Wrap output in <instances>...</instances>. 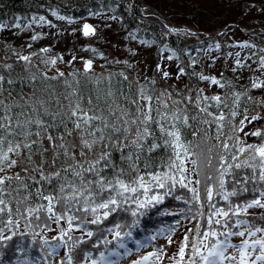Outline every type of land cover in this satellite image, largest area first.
I'll list each match as a JSON object with an SVG mask.
<instances>
[{"label":"trees","instance_id":"trees-1","mask_svg":"<svg viewBox=\"0 0 264 264\" xmlns=\"http://www.w3.org/2000/svg\"><path fill=\"white\" fill-rule=\"evenodd\" d=\"M85 21L92 22L96 27V31L90 36H85L81 32V26ZM0 25H2L0 34L3 30L6 31L10 42L6 47L1 46L3 55H0V65H12L7 71L0 68V73L15 81L12 85H4L5 97L11 91L16 99H19L21 94L27 98L42 85H51L58 92L64 93L65 83L76 87L74 82L80 80L81 90L85 95L101 87L107 88L109 83L114 90H123L125 93L129 92V87L132 94L138 88H143L149 95H159L160 99L169 105V112L177 107L173 101H178L179 108H186L190 116L198 115L197 120H189L188 127L182 124L177 126L180 128L182 141L190 144L195 153L191 159L197 160V165L194 167L190 162L187 163L189 171L186 175L193 181L190 187L200 189V199L204 205L201 208L186 188L177 185L164 195L168 192L170 182L163 189L155 187L153 182L149 185L151 191L147 196L144 195L143 189L135 196L126 193L125 197H132L128 204L122 205L100 224L94 225L87 221L94 219L96 215L102 217L105 210H98L96 214L76 212L75 215L81 219L74 220L73 228L68 232L72 239L64 237L67 247L62 245L51 256L48 253L52 248L45 245L44 240L47 239L49 245L60 243L59 240L52 238L59 237L62 229L68 230L66 219L59 223L49 220L45 227L42 222L33 221L29 224L28 221L13 214L11 216L13 225L5 227L10 217L0 214V219L4 221L0 223V228H4V235H11L13 231L28 233L23 237L14 236L13 241L7 242L14 245L16 241H22L26 253L17 252L14 246L0 247V251L5 253L0 264H17V257L20 261L27 260V264H59L61 257L65 256L73 244H76V249L72 253L74 261L81 258V250L91 253L97 260L99 252L103 251L107 256L110 251L117 250L121 253L119 257L108 258L116 260L117 264H132L133 260L129 254H125L124 249L115 248V242L113 244L100 242L99 248L92 246L102 235H106L108 240H113L111 234L102 230L114 228L116 223L122 225L118 229L122 234L132 232L131 238H124L128 249L138 246L133 243L135 240L157 242L164 239L168 242V238L171 237L172 242H168L162 264H176L184 236L189 237V242L198 239L195 232L189 230L197 226L201 232L208 229L206 221L213 211L211 204L227 209L230 203L243 205L244 201L252 199L254 194L244 193L229 197L226 202L223 199V190L216 187L215 169L219 166L217 154L220 151L218 149L220 141L215 139L217 126L199 122L196 101L199 97L200 107L213 105L208 108L213 113L218 114L221 109L225 115H229V110L238 113L236 117H229L224 121L223 131L232 137L230 144L235 143L237 137L244 144L262 142L261 138L250 134L255 130L264 133V86L253 87V82L264 85V67L260 65V57H264V51H261L264 49V0H0ZM244 44L254 47H243ZM45 49L47 51H44ZM20 56H29L30 60L23 61L19 59ZM83 59H91L97 66L85 73L80 67V61ZM52 60L56 61L54 65L51 63ZM237 61L240 63L237 64ZM164 65L167 66V70H163ZM181 68L184 69L183 74L180 73ZM59 72H63L64 76L57 80H43L44 74L58 76ZM165 72L168 73L167 77L164 76ZM33 76L36 80L31 79ZM125 76L128 77L127 80L124 79ZM201 76L214 77L220 84H213L211 79H201ZM86 79L89 83L85 85ZM98 79H102L103 83L98 84ZM221 84L224 86L221 87ZM216 95L225 100L228 108H224L223 105L214 106L215 101L210 98ZM188 97L192 98L191 102ZM203 97H209V100L205 101ZM161 111H164L162 107ZM253 115L260 118L249 123L248 120ZM245 116L248 120L244 119ZM241 120H244V130L234 131V128L240 126ZM68 127L71 128V124ZM152 128L156 137H160L161 133L157 126L153 124ZM50 131L53 135H58L65 129ZM224 139L222 136L221 141ZM156 142L161 143L159 139ZM209 149L211 151H208ZM110 151L111 158L119 164L121 153L115 149ZM47 155L45 154V158ZM170 155L171 148L161 147L152 153L154 166L142 171L161 174L168 171L161 165ZM13 158L19 159L15 156ZM39 160L38 155L33 157V162L38 163ZM208 160L212 162L211 167L207 165ZM24 166L30 167L27 163ZM106 171L108 175L112 174L111 170ZM244 171L246 170H241V175ZM17 172H20L19 167L5 168L4 172H0V176H14ZM20 175L25 178L33 193L32 206L36 203L46 204V201L35 197L36 189L41 188L48 194L51 186L45 181L37 185L29 179L30 175H35L36 179H39L38 173L20 172ZM208 175H212L213 180H206ZM226 179L229 181L226 188L231 191V178ZM195 180H200L201 183L196 185ZM11 183L15 186L20 182L13 180ZM207 186H214L211 202L206 198ZM248 187L251 188L253 185L249 184ZM154 194L163 196V201L161 203L153 201L145 208H138L137 204L132 202L133 199L144 201ZM105 196L108 194L105 193ZM118 199L123 200L124 197ZM133 210L137 211L135 217L131 215ZM201 211L204 216L198 214ZM40 215L42 220L45 219L43 212ZM262 216L264 208H252L249 209L248 216L239 218L259 222ZM234 219L237 218L233 217ZM17 220L18 229L15 227ZM137 220L138 227L130 229L128 225ZM38 223L39 227L36 226ZM212 227L223 230L217 225ZM88 231L93 232L91 238L87 236ZM151 237L155 239H150ZM241 239L233 236L230 242L239 245ZM186 260L187 258L185 264ZM83 264L91 262L85 261Z\"/></svg>","mask_w":264,"mask_h":264},{"label":"snow or ice","instance_id":"snow-or-ice-1","mask_svg":"<svg viewBox=\"0 0 264 264\" xmlns=\"http://www.w3.org/2000/svg\"><path fill=\"white\" fill-rule=\"evenodd\" d=\"M170 31L175 30L170 29ZM93 32L94 30L89 25H84V35ZM242 46L254 47L250 44ZM216 47L219 48V45ZM19 59L29 61L30 57L20 56ZM51 63L54 65L56 61L52 60ZM239 63L237 61V64ZM260 65L264 67V57H260ZM11 67L12 65H0V68H4L5 71ZM91 70L92 61L88 60L84 64V72ZM180 73H184L183 68L180 69ZM63 76V72H59L58 76L44 74L43 80H57ZM164 76L167 77L168 73L165 72ZM31 79L36 80V77L33 76ZM124 79L127 80L128 77L125 76ZM201 79H211L213 84H220V81L214 77L201 76ZM14 83L13 79L0 73V172H4L5 168L19 167L20 172L38 173L39 179H36L35 175H30L29 179L37 185L45 181L51 186V190L45 194L41 188H37L35 197L47 203H36L32 206L33 193L20 172L15 173L14 176H0V214L10 217L5 227L13 225L14 221L11 219L13 214L20 216L29 224L33 221L42 222L45 227L49 220L59 223L66 219L68 230L62 229L59 237L52 238L59 240L60 243L49 245V241L44 240V244L52 248V251L48 253L51 256L62 245L67 247L64 237L67 236L68 240L72 239L68 236V232L73 228V221L81 219L75 215L76 212L96 214L98 210H105L102 217L96 215L94 219L87 221L94 225L100 224L122 205L128 204L132 197H125L126 193L135 196L140 189H143L144 195L147 196L151 191L149 185L153 182L155 187L160 189L165 188L170 182L168 192L164 195L171 192L177 185L188 189L192 193V199L203 208L200 189L190 187L193 181L186 175L189 171L186 167L187 163L190 162L194 167L197 165V160L191 159L195 153L190 144L182 141V134L177 126L182 124L188 127L189 120H197L198 115L190 116L186 108H179L180 102L173 101L177 107L169 112V105L162 101L159 95H149L143 88H138L132 94L131 87H129V92L125 93L123 90H114L110 83L107 88L101 87L85 95L81 90L80 80L74 82L76 87L65 83L64 93L58 92L51 85H42L27 98L21 94L19 99H16L11 91L5 97L4 85ZM87 83L89 80L86 79L84 84ZM97 83H103L102 79H98ZM261 86L264 85L253 82V87ZM203 99L207 101L209 97H203ZM210 99L215 101L214 106L223 105L224 108H228V104L221 96H212ZM188 100L191 102L192 98L188 97ZM238 100L239 95L237 94L236 101ZM196 104L199 109V122L217 126L215 139L220 141L218 144L220 151L217 154L219 166L215 169V179L216 187L223 190V199L227 202L229 197L244 193L254 195L251 200L244 201L243 205L230 203L227 209L211 204L213 211L206 221L208 229L201 232L200 227L197 226L189 230L194 231L198 239L189 242V237L184 236L176 264H185V258H187L186 264H264V216L259 218V222L239 218L248 216L249 209L264 208V133L261 130H255L250 134L261 138L262 142L259 144H244L239 137L236 138L235 143L230 144L232 137L223 131L224 121L229 117H236L238 113L229 110V115H225L222 109L218 114L210 112L208 108L213 105L200 107L199 97ZM161 107L164 111H161ZM259 118L256 115H253L250 120L247 116L244 117L249 123ZM69 124L71 128L68 127ZM153 124L159 129L160 137H156L152 128ZM168 125L171 127L169 128ZM59 128L65 131L58 135H53L50 131V129ZM243 130L244 120H241L240 126L234 128V131L242 132ZM245 135L249 134L245 133ZM222 136L225 139L221 141ZM158 139L161 143L156 142ZM45 141H47V146H45ZM165 146L172 149V155L161 165L168 171L162 174L142 171V169L149 170L154 166L152 153ZM110 149L121 153L119 164L111 158ZM45 154H48L47 158ZM37 155L40 157L38 163L33 162V157ZM14 156L19 159L13 158ZM25 163L30 167H25ZM207 165L212 166L211 160L207 161ZM106 170H111L112 174L108 175ZM241 170H246L243 175H241ZM213 178L212 175L206 176V180H213ZM226 178H231V191L226 188L229 182ZM13 180L20 183L13 186L11 183ZM194 183L199 185L201 181L195 180ZM249 184L253 187L249 188ZM237 186L240 187L237 188ZM213 192L214 186L206 187L205 194L209 202L213 199ZM105 193L108 196H105ZM118 197H124V199L119 200ZM153 201L161 203L163 196L154 194L144 201L133 199L132 202L136 203L138 208H145ZM10 204L12 206H9ZM42 212L45 215L43 220L40 215ZM198 214L204 216L202 211ZM131 215L137 216V211H131ZM233 217L237 219L233 220ZM0 223H4L3 219H0ZM138 224V220L133 221L128 227L136 228ZM213 225L223 230L214 229ZM36 226L39 227V223ZM15 227L19 228L18 220L15 221ZM121 227L120 223H116L114 228L102 230L111 234L113 240H108L106 235H102L93 242L92 246L99 248L100 242L104 244L115 242V248L124 249V253L129 254L131 250L124 243V238H131L132 232L127 231L122 234L118 230ZM233 229L236 230L233 231ZM25 235L28 233L19 231L4 235V228H0V247L14 246L17 252L26 253L27 250L22 241H16L14 245L7 243L13 241L14 236L23 237ZM87 236L91 238L93 232L88 231ZM233 236L242 238L239 245L230 242ZM150 239H155V237ZM168 242H172L171 237L168 238ZM80 243L85 242L80 241ZM133 243L140 247L145 246L139 240ZM75 249L76 244H73L65 256L61 257L59 264H83L85 261H90L91 264H117L116 260L108 257L121 255L117 250L110 251L107 256L101 251L99 260H97L92 257L91 253L81 250V258L74 261L72 253ZM4 255L5 253L0 251V260ZM156 255L157 253L149 254V256ZM149 256H144L140 261H134L133 264H141V261H147ZM17 264H27V260L20 261L17 257Z\"/></svg>","mask_w":264,"mask_h":264},{"label":"rangeland","instance_id":"rangeland-1","mask_svg":"<svg viewBox=\"0 0 264 264\" xmlns=\"http://www.w3.org/2000/svg\"><path fill=\"white\" fill-rule=\"evenodd\" d=\"M0 55L2 56V49L1 46L6 47L8 44H10L9 42V38L6 35V31H2L0 34ZM163 64V63H162ZM163 70H167V66L164 65V69ZM159 245L161 246H155L154 243H152V241L148 242L147 245L143 246L142 248L139 249V252L132 250L130 252V256L131 257H135L137 255H140L138 259H136V261H140L142 257L144 256H149L150 253H157L156 256H149V259L147 261H141V264H162L163 260H164V251L166 250V243L165 241H159L158 242ZM157 256L159 258H157Z\"/></svg>","mask_w":264,"mask_h":264},{"label":"water","instance_id":"water-1","mask_svg":"<svg viewBox=\"0 0 264 264\" xmlns=\"http://www.w3.org/2000/svg\"><path fill=\"white\" fill-rule=\"evenodd\" d=\"M85 24L89 25V27L95 31V28H94V26H93L92 24H90L89 22H85V23L83 24V26H82V32H83V34H84V25H85ZM90 34H91V33H90ZM87 61H88V60H87ZM85 62H86V61H85ZM85 62H84V64H85ZM84 64H83V67H84Z\"/></svg>","mask_w":264,"mask_h":264}]
</instances>
